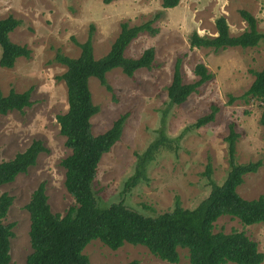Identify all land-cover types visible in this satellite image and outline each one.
<instances>
[{
    "label": "rangeland",
    "instance_id": "rangeland-1",
    "mask_svg": "<svg viewBox=\"0 0 264 264\" xmlns=\"http://www.w3.org/2000/svg\"><path fill=\"white\" fill-rule=\"evenodd\" d=\"M248 10L257 19V29L264 32V0H180L176 7L163 9L161 0H0V17L12 15L20 20L11 33L12 42L26 45L29 57H19L12 68L0 67V92H22L31 89L30 106L0 115V160L10 159L23 151L33 139L42 141V151L35 165L14 181L0 186V195L8 193L13 202L4 223H14L10 238V264H23L31 252L29 214L25 209L32 191L45 183L53 213L63 215L74 204L64 186L65 169L60 161L70 153L59 133L56 115L67 109L66 88L57 77L65 66L56 61L57 53L76 57L77 42L92 34L93 54L107 53L120 30L121 22L140 24L161 12L153 23L155 35L140 33L125 50L128 57H137L153 47L154 67L139 69L132 77L119 68L106 74L113 88L109 92L98 79H89L92 101L99 111L91 118L93 134L108 129L123 113H128L121 137L105 153L93 182L98 203L107 206L122 201L131 209L155 215L173 207L177 196L184 208L195 207L209 192V179L204 175L211 166V180L221 183L228 171L227 144L224 137L229 124L239 134L235 151L237 161H260L255 173L244 176L237 188L245 199L264 193V132L259 123L264 102L249 103L239 96L254 79L252 70L264 64V40L254 47H229L213 51L190 48L188 37L216 33L215 19L224 16L231 35L247 28L240 10ZM181 62L185 83L195 79L194 65L204 63L213 78L190 94L180 105H171L166 87L170 84L175 62ZM231 97L235 100L229 102ZM212 104L219 110L214 121L201 126L191 124L208 113ZM164 137L162 141L161 137ZM161 140L136 185L126 189V181L136 174L139 156L150 144ZM243 231L264 254V224L243 225L228 215L215 222L214 231ZM179 261L159 259L142 245L124 243L113 250L98 239L82 250L94 264H190L187 249H178ZM261 264H264V260Z\"/></svg>",
    "mask_w": 264,
    "mask_h": 264
},
{
    "label": "trees",
    "instance_id": "trees-1",
    "mask_svg": "<svg viewBox=\"0 0 264 264\" xmlns=\"http://www.w3.org/2000/svg\"><path fill=\"white\" fill-rule=\"evenodd\" d=\"M111 0H104L109 3ZM180 0H161V7H176ZM161 12L140 24L120 23V30L106 54L95 58L92 34L83 42H77L80 53L69 57L61 53L56 61L65 66V71L57 78L66 88L67 109L56 115L59 133L70 153L61 161L65 169L64 186L73 197L74 204L61 215L53 213L48 202L44 182L32 191L25 209L29 214V243L31 252L23 264H94L82 253L92 240L98 239L107 247L116 250L124 243L142 245L159 259L177 263L178 249H187L190 264H261L264 254L258 245L243 231L229 233L214 231L215 222L228 215L238 219L243 225L264 224V193L256 198L245 199L237 191L244 176L255 173L261 166L260 161L239 163L235 145L239 134L234 124H229V132L224 137L227 146L228 171L221 183L211 180V166L208 163L204 175L209 179L208 194L193 208H184L179 198H174L173 207L155 215H145L126 206L122 201L107 206L98 203L93 190L98 164L105 153L119 141L128 113L121 114L111 126L99 134H93L91 118L99 111L92 101L89 79H98L107 91L113 88L107 82L106 74L119 68L126 76L132 77L139 69L154 67L155 50L144 49L137 57L125 55L127 46L140 33L155 35L158 28L153 23ZM240 15L247 28L238 35H231L224 16L215 19L216 33L213 36L200 35L193 31L188 42L190 48H206L213 51L229 47H254L264 40V32L257 29V19L246 9ZM20 25V20L9 15L0 17V67L12 68L19 57H29L30 49L11 41L10 33ZM181 62H175L172 79L166 87L171 105H180L190 94L198 92L201 85L213 78L208 67L198 62L194 65L195 79L185 83L181 72ZM254 79L250 86L239 96L246 103L256 100L264 102V64L260 70H252ZM31 89L16 92L13 89L6 95L0 92V115L12 110H22L30 106ZM235 100L231 97L229 102ZM219 108L212 104L210 111L198 117L191 125L201 127L212 121ZM259 123L264 132V111ZM164 141V137H161ZM155 141L136 162V174L125 183L126 189L136 185L142 175L143 166L152 159L157 145ZM46 151L39 139H33L23 150L13 157L0 160V186L10 183L35 165L38 155ZM13 196L0 195V264H10V238L13 236L14 223H4ZM126 264H141L131 260Z\"/></svg>",
    "mask_w": 264,
    "mask_h": 264
}]
</instances>
